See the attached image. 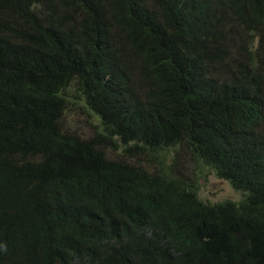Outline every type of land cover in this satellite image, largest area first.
<instances>
[{"label":"trees","instance_id":"trees-1","mask_svg":"<svg viewBox=\"0 0 264 264\" xmlns=\"http://www.w3.org/2000/svg\"><path fill=\"white\" fill-rule=\"evenodd\" d=\"M0 264H264V0H0Z\"/></svg>","mask_w":264,"mask_h":264},{"label":"rangeland","instance_id":"rangeland-1","mask_svg":"<svg viewBox=\"0 0 264 264\" xmlns=\"http://www.w3.org/2000/svg\"><path fill=\"white\" fill-rule=\"evenodd\" d=\"M72 117L66 121V127L70 130L77 131L84 138L92 135L93 128L91 122L92 117L83 108H78L71 111ZM109 155L113 158L122 159L120 152L109 151ZM188 169L194 176L199 177V197L211 203H217L224 200H239L241 192L235 190L229 181L217 177L213 171L205 170L204 174L200 176L198 167L194 164H189Z\"/></svg>","mask_w":264,"mask_h":264},{"label":"clouds","instance_id":"clouds-1","mask_svg":"<svg viewBox=\"0 0 264 264\" xmlns=\"http://www.w3.org/2000/svg\"><path fill=\"white\" fill-rule=\"evenodd\" d=\"M201 182V181H200Z\"/></svg>","mask_w":264,"mask_h":264}]
</instances>
